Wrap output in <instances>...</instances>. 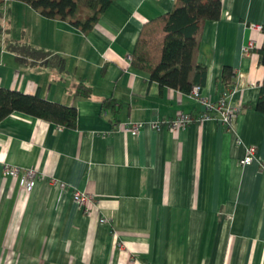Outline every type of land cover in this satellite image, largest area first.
Listing matches in <instances>:
<instances>
[{"label":"crops","instance_id":"1","mask_svg":"<svg viewBox=\"0 0 264 264\" xmlns=\"http://www.w3.org/2000/svg\"><path fill=\"white\" fill-rule=\"evenodd\" d=\"M221 1V19L201 26L190 82L217 103L232 69L229 103L241 114L231 130L211 120L173 132L148 124L205 107L131 57L144 24L175 0H115L88 35L4 0L0 89L75 107L78 120L67 129L14 113L0 123V264H264V31L252 29L264 27V0ZM81 86L90 97L75 94ZM130 122L147 126L133 135ZM249 147L258 161L242 166ZM6 166L40 180L29 192ZM74 191L95 197L89 214Z\"/></svg>","mask_w":264,"mask_h":264},{"label":"trees","instance_id":"2","mask_svg":"<svg viewBox=\"0 0 264 264\" xmlns=\"http://www.w3.org/2000/svg\"><path fill=\"white\" fill-rule=\"evenodd\" d=\"M18 1L47 19L67 22L88 35L115 0ZM3 4L4 0H0V6ZM222 11L221 0H175L172 12L144 24L131 57L132 67L146 72L162 87L189 95L195 86L190 82V75L193 72V55L198 46L201 26L209 21L220 20ZM38 52L31 51V55ZM261 61L264 64V49L261 50ZM197 70L200 77L205 76L206 68L198 67ZM223 80L229 87L228 90L235 89L238 85L230 68L224 69ZM198 82L200 81L195 84ZM90 92L89 87L81 86L75 94L88 98ZM109 108H116L113 99L103 102L104 112L108 113ZM258 109L264 112V93ZM14 113L25 114L67 129H75L78 120L75 107L50 102L37 95L0 89V123Z\"/></svg>","mask_w":264,"mask_h":264},{"label":"built area","instance_id":"3","mask_svg":"<svg viewBox=\"0 0 264 264\" xmlns=\"http://www.w3.org/2000/svg\"><path fill=\"white\" fill-rule=\"evenodd\" d=\"M252 29L259 32L264 31V27L260 25H253ZM255 45V41H251L250 45L244 49V54L249 55L255 49ZM235 89L228 90L217 103H210L203 97L202 87L195 85L189 95L205 107V111L199 117H194L192 114L188 113H180L173 119L152 121L148 126L155 131L168 129L169 131L178 132L185 131L194 122L216 120L223 125L224 128L231 130L242 111L240 106H234L229 103V98ZM146 126L145 123L140 122H130L125 125L133 135H138ZM255 161H258L257 149L255 147H249L246 157L241 161V165H251ZM260 168L264 171V162L260 163ZM4 171L6 175L19 179L21 187L29 192L35 188L41 176L35 169L22 170L18 167L6 166ZM56 185L61 188L64 187V185L60 183ZM94 198V196L81 191H74L73 193L74 203L81 209H84L86 214L90 213L91 204H93L95 200Z\"/></svg>","mask_w":264,"mask_h":264}]
</instances>
